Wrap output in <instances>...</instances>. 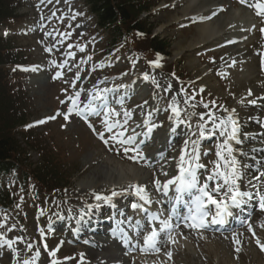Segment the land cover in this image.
Here are the masks:
<instances>
[{"label":"rangeland","instance_id":"374dc122","mask_svg":"<svg viewBox=\"0 0 264 264\" xmlns=\"http://www.w3.org/2000/svg\"><path fill=\"white\" fill-rule=\"evenodd\" d=\"M2 1L4 2V5H6V8L0 11V35H2V27L5 25L16 26L20 23L31 20V23L39 26L44 25L47 27L48 32H52V35L48 36L50 40L57 39L59 37V35L56 34L57 28L55 23L57 22V19L60 18V6L52 7L51 3L46 4V0H27L30 5H27L25 0ZM163 1L170 3L172 0ZM64 2V4H62L63 8L65 6L67 7V5H72V11L69 13L73 19L63 20L65 26L68 24L70 25L69 31L86 28L85 21L81 16L83 10L79 9L76 0H65ZM221 3L224 2L221 1ZM177 8H181L180 4L175 8L176 10L173 9L164 15L163 11L157 12V15L150 19V22L155 23L153 33L157 32L158 36L169 39L172 44L176 42V39H191L193 36H198L197 30L194 28L180 32L179 29L173 25L168 27L166 31L161 29V27H163L162 25L165 23L167 15L177 16L179 12ZM188 10L190 9H187L178 15L188 12ZM37 35V33L33 34V36ZM175 36L177 38L173 39ZM0 39V94L2 99L0 100V105H5L6 108H3V113L6 117L4 122H1L0 127L4 131L12 130V132H9L13 133L16 132L15 128H13L14 126L17 127L27 124L25 127H29V125H32L31 128L33 130L22 135V139L25 141L23 146L26 150L29 149L32 152V146L27 140H30L32 137L35 138L38 143L41 140L44 143V150L47 149V154L49 155L52 166L51 169H41L39 171H35L34 175L38 176L39 180L48 186H51L52 184H56L58 186H63L64 184L71 185L73 187L72 191L75 194H79L80 189L88 185L90 187L99 188L102 191L109 190L110 187L108 186H110V181H107L105 176H103L102 180H96L94 183H91L89 180H84L85 177L91 173H94L95 171L100 172L102 163L98 162L106 159L103 158L104 153L96 144L95 138L89 131H85L84 133L82 128L76 124H72V128L69 127L66 131H63L57 123L51 125H48L47 123L33 125V123H31L37 117L50 113L56 106V100H54L52 94L56 92L58 87H56L55 84L50 83H34V86L32 83H29V80L34 76H31V74H29V76L26 75L23 70H20L16 66V64L24 60V53H17V49L15 48H23L24 46H27L28 53L31 54L32 58L35 57L39 62L34 70V74L36 75H45L47 70L50 68L48 61L50 60L51 63H53L57 58L49 59L50 57L47 54H44V48L39 46L36 40L32 37L7 38L0 36ZM87 40L88 39H84V43ZM172 53H174L173 48ZM10 65L12 66L11 69L15 70V75L11 76L9 68ZM50 72L55 74L56 66L53 67ZM35 77L41 81L45 80V77ZM92 132H96V130H93ZM78 140L81 141L78 142ZM30 154H32L33 158L29 159L28 163L32 166V169H34L35 164L37 163V154L35 153V150H33V153ZM21 157L24 159V156ZM110 169L113 171V176L115 178H118L117 176L120 175V172H124L122 174L123 176L125 174L124 170L120 169L114 172L115 169ZM27 170L29 171V169ZM122 178L124 179V177ZM25 206L27 210L31 209L30 204ZM44 206L45 204L40 207L42 212L44 210ZM51 211H53V209H51ZM30 225L31 224L29 222V228ZM28 230L32 231V228ZM8 234L15 236V232L12 230L5 232V236ZM23 236L26 237L25 235ZM204 246L207 247V245ZM202 249L206 250L205 248ZM185 253H189V250H184L178 256L179 260L177 264H202V255L207 256V254L199 252L200 255L197 259H193L191 257L192 260H189V256H186L184 261L183 257L185 256ZM66 255L68 254H61L60 257ZM46 256L50 257L49 254H46Z\"/></svg>","mask_w":264,"mask_h":264},{"label":"snow or ice","instance_id":"6c2138e0","mask_svg":"<svg viewBox=\"0 0 264 264\" xmlns=\"http://www.w3.org/2000/svg\"><path fill=\"white\" fill-rule=\"evenodd\" d=\"M240 2L242 4H247L248 0H240ZM250 7H254L257 9V15H264V0H257L256 3L249 5ZM210 18V17H209ZM255 27V26H253ZM262 33H264V28H262L260 30ZM231 42V41H230ZM83 50V49H81ZM50 51V49H49ZM156 63V66H159L158 61L154 62ZM60 75V74H58ZM145 79H148L147 74H145ZM159 86V85H157ZM103 91H108L107 89L103 90ZM249 94H251V92H249ZM78 98H79V93H77V96L75 99H73V105H78ZM105 98L99 93L97 92L96 95H93L91 97L92 101L95 100H104ZM250 103L255 104L256 101H250ZM205 108L208 107L207 104L204 105ZM172 111L175 114L176 119L178 120L179 123H186L185 120L181 119V109L178 106V103L174 100L172 105H171ZM91 111L95 112V109H90ZM69 111H72V109H70ZM225 111H227V109H225ZM235 110H233L234 112ZM96 115H99V112H95ZM125 115L127 116L128 114L125 113ZM189 115H196L195 113H190ZM49 119H55V117H49ZM85 119H87V117H85ZM200 120L204 121V115L201 114L200 115ZM45 121H39L38 123H44ZM213 126L214 128H220V135H227V138L225 140V144L228 143V140H235L237 141V143H239L240 141L238 140L237 137V133L239 132V128L238 126H236V121L233 120L232 115L230 114L227 118V120H221L220 123L217 125L216 124V120L213 119L212 120ZM229 125H231V130H229ZM32 125H29V127H31ZM114 125L112 124H106L107 130L109 132L112 131ZM153 127H156L155 125L150 127L148 129L149 132H151L153 130ZM188 127H191V124H188ZM199 128L200 131V136L203 137L205 135V131H206V123H201L197 126ZM193 135H195V133H192ZM101 139H103V136L101 135ZM114 139H116V137H114ZM121 143H131L132 138H129L127 141H120ZM105 143H107V141L105 140ZM193 143V151L196 150L195 146L197 144V141H192ZM224 145H221V148H223ZM187 148V142H185V151ZM128 149H125V152H127ZM231 152L232 149L229 146L228 148V153L229 156H231ZM217 156L220 157L221 160H223L225 162L226 165L229 166V171L227 172H221L219 171V164H217V170L214 173L213 176H209L208 180H213L214 176H220L223 177V184L220 183H216L214 187H212L211 189H209V185L207 183H205L203 186L199 187L198 191L200 193L199 196L196 197L195 200V204H196V209L195 215H190L189 217H187V220H190L191 223L187 224L188 227L191 228H206L208 227L209 223L210 224H224L227 220L228 217L233 215V212L231 209L233 208H242L248 201H250L252 199V194L248 191H240V187L237 183V181L239 179H241L242 177V173L239 171V169L236 167V165L238 164V161H236V159L233 157L231 159V162L229 163V160L222 154V152L218 151L216 153ZM132 159H135L134 157ZM193 159L195 160H199V156L196 155L193 157ZM180 163H181V173L184 172H188V176L190 177L188 180H182V185L183 187H186L188 189L194 188L197 186L198 180L196 177V173H195V169L191 168V164L190 162H186L184 159V155H181L180 157ZM185 163H189V169H185L184 168V164ZM197 168H201L204 167L203 165L197 164L196 165ZM260 176L264 177V171H260L259 173ZM258 179V177H257ZM251 182V181H249ZM169 183H172V181H170ZM157 185H159V181H157ZM226 186V187H225ZM137 189V195H140L141 193H143L145 190L143 188H141L140 186H136ZM113 196L118 195V193L113 192L112 193ZM221 197L219 199H217V197ZM95 198L96 200H103V201H110V197L107 196H102L99 194H95ZM206 198V199H205ZM247 198V199H246ZM141 199H147L146 193L145 195L141 196ZM212 204L215 205V212L212 215V218L210 221H208V216L210 213V209L206 208L207 204ZM260 208L261 210H264V195H262L260 197ZM89 207H92L91 205H89ZM96 207H99V205H96ZM133 207H137V205H133ZM153 219H156V217L154 216ZM245 221L242 220L241 223H244ZM161 225H163V227L161 229H157L155 226H153L151 232L144 237V247L142 249V251H149V250H154L156 252L160 251V247L158 246L159 244V236L161 232H164L165 235L168 236V240L175 243V241L172 240L171 237V230L173 228V225H171L168 221H161L160 222ZM176 227H178L179 225H175ZM0 227H2V225H0ZM261 227H264V225H261ZM11 230V229H9ZM249 230H252V226L251 223H249ZM255 233L253 232V235ZM19 239V238H18ZM0 240L3 241L4 244H6L9 248L12 247V245L15 243V241L13 240H9L4 238L2 235H0ZM257 243L259 244L260 241L257 240ZM237 244H239V241H237ZM29 249L31 248V245H28ZM45 249H47V244L44 245ZM262 250H264V245H261ZM59 249H55L52 252H50L49 254L52 257L56 256V251H58ZM167 255L169 257H171L172 253L168 252ZM37 256H39V253H37ZM66 259H71V258H66ZM81 261H83V254H81ZM23 264H32L31 261L25 259L23 261ZM52 264H59V262L57 260H53Z\"/></svg>","mask_w":264,"mask_h":264},{"label":"trees","instance_id":"16d2710c","mask_svg":"<svg viewBox=\"0 0 264 264\" xmlns=\"http://www.w3.org/2000/svg\"><path fill=\"white\" fill-rule=\"evenodd\" d=\"M93 4V8L99 12L102 16V19L105 23H109L112 26H118V20L120 23L123 21L129 20L131 10H134V6L127 5L129 0H89ZM117 2V3H116ZM124 2V3H123ZM3 6L2 1L0 0V8ZM0 100L1 94H0ZM5 105H0V125L1 122H4L5 114L3 113ZM3 132L0 127V134ZM11 135L6 134L0 139V159L10 158L9 152L11 150L16 151V144L11 140ZM12 141V142H11ZM1 166V165H0Z\"/></svg>","mask_w":264,"mask_h":264},{"label":"bare ground","instance_id":"6f19581e","mask_svg":"<svg viewBox=\"0 0 264 264\" xmlns=\"http://www.w3.org/2000/svg\"><path fill=\"white\" fill-rule=\"evenodd\" d=\"M202 2L203 3H199L197 6L200 7V8H205V9H207V7H210L209 6V3H210L209 1L208 2H205V1L202 0ZM170 20H172L171 17L169 18L168 21H170ZM219 20L220 19H218L216 21L214 20L211 23L210 22H206V23H203L201 25H198L197 27H198V31H199V36H198V40L199 41H197L195 43L194 42H191V41H187V40L181 41L180 44H179V49H178L179 53H182V51H183L182 49L191 48L195 44H199L201 42H206V41L210 40L211 39V35H213V33H216L217 31L220 30L219 27H218V25H216V22L219 21ZM221 30H225V28H221ZM189 63L190 64H193L194 63V60L190 59ZM238 76H239V73L236 72V76L235 77H238ZM235 80H237V79H235ZM252 82H253V80L251 81V83ZM238 83H240V82H238ZM210 86L211 87H214L215 85L213 83H210ZM244 86L246 87V84ZM243 100L244 99H242V96L241 95L236 99L238 106L241 105V102ZM249 142H250V140H246V139L243 141V143H245V144H248ZM114 162H116V161H114ZM116 163L119 164L122 167L124 166V165H121L118 162H116ZM116 163L108 162V163L102 164L101 169H100V172L95 171L94 173H91L90 175H88L87 177H85L84 180H89L91 183H94V181H96V180H102L103 179V176H105L106 177L105 179L107 181H110V182H113V181H116V180H119V179L121 180L122 177H124L122 175L124 172H120V175H119L120 177L117 176L118 178H115L113 176V171H111V169H110V168L115 169L114 172L115 171H118L120 169L121 170H124L119 165H117ZM126 171L127 172L136 171V175H137V174H139L138 172H140L141 170L138 169V168H127ZM99 178H101V179H99Z\"/></svg>","mask_w":264,"mask_h":264}]
</instances>
